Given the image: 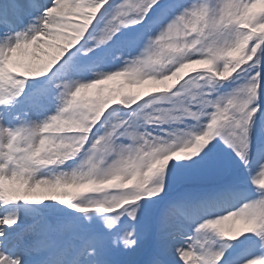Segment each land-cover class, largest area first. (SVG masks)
Segmentation results:
<instances>
[{
    "label": "snow or ice",
    "instance_id": "6c2138e0",
    "mask_svg": "<svg viewBox=\"0 0 264 264\" xmlns=\"http://www.w3.org/2000/svg\"><path fill=\"white\" fill-rule=\"evenodd\" d=\"M0 264H264V0H0Z\"/></svg>",
    "mask_w": 264,
    "mask_h": 264
},
{
    "label": "rangeland",
    "instance_id": "374dc122",
    "mask_svg": "<svg viewBox=\"0 0 264 264\" xmlns=\"http://www.w3.org/2000/svg\"><path fill=\"white\" fill-rule=\"evenodd\" d=\"M69 3H71V0H69ZM75 22H79V18H76V21ZM29 53L30 55L29 56H25V57H20L18 56L17 58L22 60L23 62L25 63H32L34 64L35 66H39L43 63H46L48 61V59L55 55V51L54 49H43L41 50L40 52L36 53V58L33 59L32 56H31V51L29 50ZM201 66H204V65H196L194 66L195 68H200L201 69ZM206 67V66H205ZM192 68H189V69H186L185 70V77L188 75V71H191ZM191 74V73H190ZM116 84V83H119L121 84L122 86V93L123 94H135V95H138L140 97H144L146 96V94L148 93H154V92H157V91H160L162 92L164 90V88L166 87V85H160V84H153V83H150V82H145L139 86H129L127 85L126 83V78L125 77H118L112 81H107L105 82L104 84L102 85H98L97 87H95L96 89H100V88H111L112 84ZM176 83L175 81H169L167 82L168 85H172ZM95 90L94 88L93 89H89L86 93L82 94V95H91L92 91ZM69 191H75V190H69Z\"/></svg>",
    "mask_w": 264,
    "mask_h": 264
},
{
    "label": "bare ground",
    "instance_id": "6f19581e",
    "mask_svg": "<svg viewBox=\"0 0 264 264\" xmlns=\"http://www.w3.org/2000/svg\"><path fill=\"white\" fill-rule=\"evenodd\" d=\"M32 52V50H30Z\"/></svg>",
    "mask_w": 264,
    "mask_h": 264
}]
</instances>
